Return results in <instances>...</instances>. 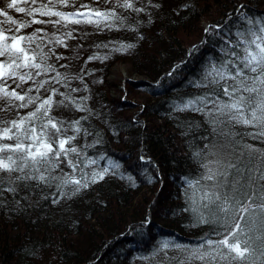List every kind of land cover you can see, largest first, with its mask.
I'll use <instances>...</instances> for the list:
<instances>
[{
	"label": "trees",
	"instance_id": "1",
	"mask_svg": "<svg viewBox=\"0 0 264 264\" xmlns=\"http://www.w3.org/2000/svg\"><path fill=\"white\" fill-rule=\"evenodd\" d=\"M5 2L0 0V7ZM135 2L145 11L118 9L126 17L122 28L99 31L92 25L72 26L77 29L75 38L66 41L67 47L54 48L64 59L50 61L62 73L82 77L72 80L70 87L80 89L72 96L87 109L58 106L52 115L65 122L86 117L81 124L91 134H79L74 143L98 164L85 171L109 167V173L67 197L55 187L38 188L34 182L20 186L18 194L0 195V264H169V258L183 259L185 254L173 248L159 251L164 241L195 246L217 227L196 224L185 195L186 190L189 196L193 192L187 181L195 182L204 173L201 163L216 158L209 153L219 154L225 163L243 160L242 171L248 168L252 175H259V154L251 162L247 154L242 155L244 145L264 150V142L246 135L255 129L236 125L231 131L240 135L226 138L214 132L201 113L179 111L176 106L210 90L195 87L194 82L201 81L213 64L229 59L227 53L233 49L240 53L235 45L237 33L248 27L244 17L264 20V0ZM81 3L111 7L104 0H77V7ZM8 11L14 19H24L23 14ZM35 28L55 31L51 25H32L21 34ZM128 44L133 47L114 50ZM91 56L102 58L90 60ZM61 64L67 67L60 68ZM115 64L126 67L119 81L123 96L112 100L107 74ZM132 76L146 82H132L127 78ZM59 91L65 89L59 87ZM0 118L16 117L8 112L0 113ZM196 153L203 155L197 158ZM64 171L70 170L64 167ZM261 185L264 180L254 187ZM54 199L58 202L53 203ZM253 250L249 260L237 264H261L264 245L260 240L253 243Z\"/></svg>",
	"mask_w": 264,
	"mask_h": 264
},
{
	"label": "snow or ice",
	"instance_id": "2",
	"mask_svg": "<svg viewBox=\"0 0 264 264\" xmlns=\"http://www.w3.org/2000/svg\"><path fill=\"white\" fill-rule=\"evenodd\" d=\"M104 3L111 7L101 9L83 3L77 7V0H6L5 6L0 7V17H3L0 20V113L14 112L16 117L0 118V195L18 194L20 186L30 187L34 182L38 188L55 187L61 196L67 197L98 183L109 173V167L85 171L98 164L84 154L83 147L74 143L79 134H91L81 124L86 117L65 122L52 115L58 106H72L77 111L87 109L72 96L80 89L70 87L72 80H82V77L62 73L55 63H50L53 57L56 61L64 59L54 48L67 47L66 41L75 38L73 34L77 29L72 26L92 25L99 31L122 28L126 17L118 9L145 11L136 6L135 0H104ZM64 8L74 10L64 11ZM8 10L23 14L24 19H14ZM244 19L248 27L237 33L239 39L235 45L242 54L233 49L227 53L229 59L207 68L202 80L194 82V86L210 90L176 108L201 113L213 126V131L226 138L240 135L231 131L232 127L240 125L255 129L246 135L264 142V20ZM32 25H51L55 31L49 33L46 28H35L30 34H21ZM132 47L131 44L120 45L114 50L126 51ZM96 58L102 57H89L90 60ZM58 86L65 91L60 92ZM56 96L62 99H54ZM24 109L31 110L22 111ZM243 147L242 155L247 154L249 162L259 154L261 166L256 169L259 175H252L248 168L242 171L243 160L225 163L219 154L209 153L216 158L201 163L205 171L199 179L187 181L193 192L189 196L186 190L185 195L196 224L217 227L195 246L164 241L159 251L173 248L185 254L183 259L169 258V264L172 261L175 264H194L195 261L237 264L254 254L256 240L264 245V185L254 187L257 181L264 180V150L252 145ZM195 155L200 158L203 154ZM64 167L70 171L65 172ZM233 177L239 179L232 183ZM256 231L261 235L254 238L252 233ZM212 235L218 239H212ZM261 254L264 255V251Z\"/></svg>",
	"mask_w": 264,
	"mask_h": 264
},
{
	"label": "rangeland",
	"instance_id": "3",
	"mask_svg": "<svg viewBox=\"0 0 264 264\" xmlns=\"http://www.w3.org/2000/svg\"><path fill=\"white\" fill-rule=\"evenodd\" d=\"M201 25H203V23ZM125 67L126 66L123 64H115L109 68V71L107 74L108 96L112 100L121 99L123 96L120 93V90H121L120 85L121 84H119V81H121V79H123L125 77V76H123V75H125ZM127 78L132 82H137V83L146 82V80L142 77L132 76L131 78H129V77H127Z\"/></svg>",
	"mask_w": 264,
	"mask_h": 264
}]
</instances>
